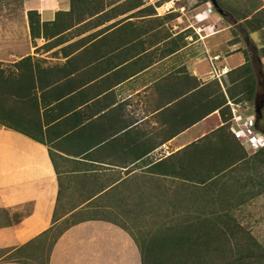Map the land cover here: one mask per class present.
I'll return each mask as SVG.
<instances>
[{
  "label": "crops",
  "instance_id": "0c3cea01",
  "mask_svg": "<svg viewBox=\"0 0 264 264\" xmlns=\"http://www.w3.org/2000/svg\"><path fill=\"white\" fill-rule=\"evenodd\" d=\"M169 1L142 0L138 9L151 7L148 14L125 19L136 9L118 17L95 16L91 19H99L100 26L84 32L79 26L65 33L67 41L58 47L41 48L48 41L39 38L31 54L12 62L0 58L4 74H15V62L34 57L38 127L34 139L10 128L21 129L9 121L22 106L12 98L0 100V264H22L4 259L43 246L38 239L54 224L53 216L59 224L72 216L134 214L140 199L149 214L153 201L181 196L184 164L206 165L228 154L235 116L250 117L231 100L228 77L245 63L244 48L231 43L232 24L209 15L208 3ZM69 2L23 0V6L25 13L36 10L41 22H50ZM75 41L79 49L67 51ZM61 48L70 55L63 56ZM60 68L63 75L56 80L51 71ZM223 100L232 114L224 131L228 115L216 106ZM202 141V147H192ZM240 142L253 157L257 151ZM251 190L246 198L263 193L261 186ZM109 199L110 209L104 204ZM102 220L82 219L66 229L49 264H141L132 238ZM247 230L264 246V237Z\"/></svg>",
  "mask_w": 264,
  "mask_h": 264
},
{
  "label": "trees",
  "instance_id": "16d2710c",
  "mask_svg": "<svg viewBox=\"0 0 264 264\" xmlns=\"http://www.w3.org/2000/svg\"><path fill=\"white\" fill-rule=\"evenodd\" d=\"M118 2L120 3L116 4ZM208 2L209 0H199L198 4ZM215 2L216 10L220 9L221 15L228 20L233 19L232 27L238 26L245 33V38H250L251 34L259 35L264 32L263 4L246 2L244 7L240 8V5H235L229 0ZM184 3L185 1L181 2ZM141 4L142 0H70L69 9L55 12L54 19L50 22H41L38 12L29 10L26 13L29 37L33 42L39 38L48 41L41 48H55L67 41L64 38L65 33L79 29V26L84 32L88 26L93 28L102 24L99 23V19L91 18L126 15L138 9ZM151 9L140 8L125 19L148 14ZM89 40V37L84 38L82 42ZM262 41L259 46L252 44L255 52L250 63L247 58L243 65L228 74L232 84L230 98L233 103L241 105V111L253 108L258 76L254 65L259 58L264 59V39ZM79 47V41H75L65 49L72 53ZM63 49L61 48L63 56L70 55ZM13 66L16 69L15 74L10 71L4 74L0 68V100L12 98L15 102H20L22 106L20 115L9 123L21 124L22 127L10 128L34 139V130H38L34 125V57L28 55L15 62ZM54 71L51 72L55 74L56 80L60 79L63 75L61 68ZM75 73L76 71L66 72L65 76ZM216 106L221 107V113L226 112L228 115L222 131L229 129L232 123L230 107L226 106V100ZM256 127L264 134L263 117L256 122ZM203 141L192 147H202ZM229 143L228 154L225 152V156L221 155L219 161L215 159L212 163L199 164L197 167L184 164L182 168L184 182L181 188L177 187V193L182 194L177 199L153 201L149 214L148 211L144 213L141 210L143 200L140 199L136 201L139 212L134 211V214L122 216L113 215L112 220L105 219L124 229L132 238L139 250L141 264H264L263 244L257 241L237 218L239 208L249 200L246 198L250 192L248 190H251L248 186L264 188V182L260 181L264 176V169L261 173L258 167V163L264 165V153L263 160L259 158L257 161L259 157L257 154L264 151V145L255 150L257 152L253 157H247L248 153L244 151L240 139L233 131L230 133ZM188 149L190 147L186 148L183 154ZM253 192L255 190H251V194ZM109 217L112 218L111 215ZM58 219L59 217L53 216L54 224L38 239L43 245L34 252L38 264H49L52 247L70 227L56 231ZM129 222L136 230L126 227Z\"/></svg>",
  "mask_w": 264,
  "mask_h": 264
},
{
  "label": "rangeland",
  "instance_id": "374dc122",
  "mask_svg": "<svg viewBox=\"0 0 264 264\" xmlns=\"http://www.w3.org/2000/svg\"><path fill=\"white\" fill-rule=\"evenodd\" d=\"M158 0H152V2L155 4ZM173 0H170L169 2H172ZM189 3L191 5L192 2H197L199 0H182ZM231 3L235 5H240V8H243L246 2L249 3H256L257 5L263 4L264 8V0H229ZM210 2V1H209ZM210 8H207V13L209 15H221L220 13H217L216 9H214L211 4ZM227 19V18H226ZM227 21L229 24L234 23V20L231 19ZM228 22H225L223 24L227 25ZM230 33L232 34V41L234 42H241V45H237L236 47H240L239 50L241 51L244 48V53L247 55V58L249 59V63L251 62V56L253 52H255V49L253 48L252 44H255L259 46L263 43L264 39V32L262 34H251L250 38H245V33L238 27L233 26L229 29ZM75 32V31H74ZM72 32V33H74ZM246 41V47L242 45V41ZM34 43L28 33V25H27V18L25 9L23 6V0H1L0 1V58L2 60L12 62L16 61L20 56H24L26 54H31L33 52V46ZM39 43V42H38ZM234 48V47H233ZM232 48V49H233ZM12 54V56H8V54ZM257 58V57H256ZM255 70L257 71L259 80L264 81V59L256 60ZM250 115V117L254 118L253 111L249 110L246 112V115ZM263 118H264V110H263ZM263 167L259 168V172ZM262 173V172H261ZM249 174V171L247 172ZM257 186L254 190L257 191ZM262 195H254L252 198H250L242 207L239 208V211L237 212V218L243 224L246 228H251L252 230H255V235L257 238L260 239V237H264V234L261 233V230L264 229V188H262ZM138 199V198H137ZM112 200H104L105 206L107 207L110 205ZM129 207H133V201L129 200ZM109 209L112 208L111 205L108 207ZM145 208V209H144ZM147 204H144V206L141 208V210L144 213H147ZM135 212H139V207L134 208ZM120 214H116L118 216ZM126 215V214H125ZM110 215H106L104 218L102 216L98 217H92V216H72L68 217L66 220H63L59 223L58 228L56 231H60L68 226H71L72 223L78 222L82 219L87 218H102V219H113V215H111L112 218L109 217ZM120 220V217L118 218ZM117 219V221H119ZM114 224V223H113ZM143 224V223H142ZM126 227L130 230H136L132 226V223L129 222ZM148 227V226H147ZM122 229L121 227H119ZM68 229V228H67ZM124 230V229H122ZM257 231V232H256ZM133 232V231H132ZM135 232V231H134ZM261 235V236H260ZM259 236V237H258ZM18 252V251H17ZM45 251L43 250V253ZM39 257V255H38ZM20 259V260H19ZM9 260L10 262H16V263H22V264H38L37 255L34 254V250H29L24 253H15V255L11 254L10 256L6 257L4 259Z\"/></svg>",
  "mask_w": 264,
  "mask_h": 264
},
{
  "label": "built area",
  "instance_id": "2783aa9c",
  "mask_svg": "<svg viewBox=\"0 0 264 264\" xmlns=\"http://www.w3.org/2000/svg\"><path fill=\"white\" fill-rule=\"evenodd\" d=\"M253 111V108L252 110ZM235 126L234 135L238 139L244 140V143L252 150L258 149L264 144L263 135L256 128L255 118L244 117L243 119L239 116H235Z\"/></svg>",
  "mask_w": 264,
  "mask_h": 264
},
{
  "label": "water",
  "instance_id": "95a60500",
  "mask_svg": "<svg viewBox=\"0 0 264 264\" xmlns=\"http://www.w3.org/2000/svg\"><path fill=\"white\" fill-rule=\"evenodd\" d=\"M211 5L213 6L214 9H217V4L215 0H210ZM217 13H222V11L219 9L217 10ZM263 110H264V93H257L254 96L253 99V114L255 121H259L263 117Z\"/></svg>",
  "mask_w": 264,
  "mask_h": 264
},
{
  "label": "flooded vegetation",
  "instance_id": "af4514ba",
  "mask_svg": "<svg viewBox=\"0 0 264 264\" xmlns=\"http://www.w3.org/2000/svg\"><path fill=\"white\" fill-rule=\"evenodd\" d=\"M256 81H257V88H256V93L255 94L264 93V81L259 80L258 76H257V80Z\"/></svg>",
  "mask_w": 264,
  "mask_h": 264
}]
</instances>
